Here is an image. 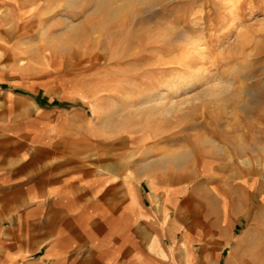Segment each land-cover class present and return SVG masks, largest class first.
<instances>
[{"label": "rangeland", "instance_id": "obj_1", "mask_svg": "<svg viewBox=\"0 0 264 264\" xmlns=\"http://www.w3.org/2000/svg\"><path fill=\"white\" fill-rule=\"evenodd\" d=\"M18 90L79 112L113 157L229 182L210 203L264 242V0H0V94Z\"/></svg>", "mask_w": 264, "mask_h": 264}, {"label": "crops", "instance_id": "obj_2", "mask_svg": "<svg viewBox=\"0 0 264 264\" xmlns=\"http://www.w3.org/2000/svg\"><path fill=\"white\" fill-rule=\"evenodd\" d=\"M41 99L0 94V264H264L242 208L209 201L232 184L217 191L148 148L137 164L113 157L79 112Z\"/></svg>", "mask_w": 264, "mask_h": 264}, {"label": "bare ground", "instance_id": "obj_3", "mask_svg": "<svg viewBox=\"0 0 264 264\" xmlns=\"http://www.w3.org/2000/svg\"><path fill=\"white\" fill-rule=\"evenodd\" d=\"M184 57H185V56H184ZM188 60H189V59H188ZM188 60L185 61V62H188V64H189V61H188ZM174 61H175V60H174ZM177 61H178V60H177ZM175 62H176V61H175ZM180 62H181L182 64H185V62L183 61V59H180V60H179V63H180ZM181 63H180V64H181ZM188 64H186V65H188ZM142 112H143V111H140L141 114H142ZM125 119L127 120V118H124L123 120H121V124H123L122 122H123ZM176 159H177V160L173 162L174 167H176V168H178V167H179V168L182 167V166H183L182 164H183L184 156H178V157H176ZM173 160H174V159H173ZM173 160H172V161H173ZM184 160H185V159H184ZM191 175H192V174H191Z\"/></svg>", "mask_w": 264, "mask_h": 264}]
</instances>
